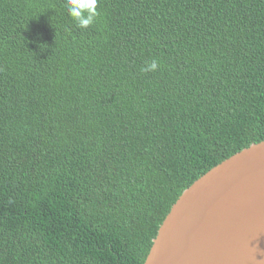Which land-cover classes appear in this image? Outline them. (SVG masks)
<instances>
[{
  "label": "trees",
  "instance_id": "obj_1",
  "mask_svg": "<svg viewBox=\"0 0 264 264\" xmlns=\"http://www.w3.org/2000/svg\"><path fill=\"white\" fill-rule=\"evenodd\" d=\"M97 7L80 29L0 0V264H143L181 192L264 140V0Z\"/></svg>",
  "mask_w": 264,
  "mask_h": 264
},
{
  "label": "water",
  "instance_id": "obj_2",
  "mask_svg": "<svg viewBox=\"0 0 264 264\" xmlns=\"http://www.w3.org/2000/svg\"><path fill=\"white\" fill-rule=\"evenodd\" d=\"M143 264H264V140L185 188Z\"/></svg>",
  "mask_w": 264,
  "mask_h": 264
},
{
  "label": "clouds",
  "instance_id": "obj_3",
  "mask_svg": "<svg viewBox=\"0 0 264 264\" xmlns=\"http://www.w3.org/2000/svg\"><path fill=\"white\" fill-rule=\"evenodd\" d=\"M64 5L68 16L80 29H87L92 26L99 16L98 0H64ZM158 68L159 63L153 59L151 62H146L141 71L145 73L155 72Z\"/></svg>",
  "mask_w": 264,
  "mask_h": 264
},
{
  "label": "bare ground",
  "instance_id": "obj_4",
  "mask_svg": "<svg viewBox=\"0 0 264 264\" xmlns=\"http://www.w3.org/2000/svg\"><path fill=\"white\" fill-rule=\"evenodd\" d=\"M150 249V248H149ZM146 258V257H145ZM145 260V259H144ZM143 263H144V261H143Z\"/></svg>",
  "mask_w": 264,
  "mask_h": 264
}]
</instances>
